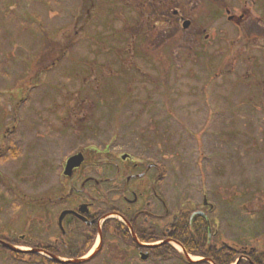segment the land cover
I'll return each instance as SVG.
<instances>
[{"label":"rangeland","instance_id":"obj_1","mask_svg":"<svg viewBox=\"0 0 264 264\" xmlns=\"http://www.w3.org/2000/svg\"><path fill=\"white\" fill-rule=\"evenodd\" d=\"M149 165L155 216L204 212L217 240L264 253V0H0V238L75 257L86 243L61 245V213L122 211ZM97 248L87 264H155L112 236ZM175 253L156 264L203 260ZM0 264L44 263L0 249Z\"/></svg>","mask_w":264,"mask_h":264},{"label":"flooded vegetation","instance_id":"obj_2","mask_svg":"<svg viewBox=\"0 0 264 264\" xmlns=\"http://www.w3.org/2000/svg\"><path fill=\"white\" fill-rule=\"evenodd\" d=\"M87 1L90 4V0H87ZM130 1L132 0H122V3L129 4ZM178 15L179 14L175 12L173 17H177ZM182 20L183 19H179L180 22H182ZM154 169H156V166L154 167L148 166L145 172L139 173V174L134 173L132 174V176H130L127 179V183L130 185V187L126 190L127 194L123 196V201L126 203L127 207L121 213L124 214L125 219L129 222L130 229L120 227L116 223H113L114 226L109 228L107 231H105L106 228L102 227V237H101L102 247L101 248H103L104 241L107 239V237L112 236L120 241H123L124 243L126 240V244L140 251L139 255H141L142 253H145L146 259H147L146 262H163V260H159V259L152 257L151 250H154V249H151V245H154V244H151L148 242L144 243L143 240H149L155 237H161L164 241L172 240L170 237L172 235V231H171L172 226H176L177 224L183 222L184 219L182 217L183 216L182 212H178L177 216L171 215L169 211L164 209L165 207L164 203L163 205H161L162 210H163L162 214L155 216L154 212L150 210V208H152L153 206V203L151 202V200H149V197L151 196L155 197L154 189L151 187V185H155L156 183L159 182V179L156 180L155 178H153L151 180L149 178V174ZM146 178L149 179L148 182L150 183L145 186L137 187L136 181H142L143 179H146ZM131 196L133 199H130ZM87 218H89L88 219L89 222H92V226L86 228V223L84 222V223H81L82 226L80 227L84 230L88 229V232L81 233L83 234L85 240H80V239L73 240V233L70 231H67V228H66V233L61 235L62 239L60 240L61 245L63 247L69 248L74 244L83 243L84 245V243H86L84 247L80 249L79 251L80 253L87 245H91L94 242V240H96L95 235L96 234L98 235L97 228L99 227L98 224H99L100 219L99 217L97 219V216L92 211H90L89 216ZM72 219L75 221L77 220L75 217H70L65 221V225H67ZM166 219H168L169 225L171 227L166 228L165 230L160 232L159 230L160 225L157 224L156 221L165 222ZM77 221L79 222V220ZM190 222L191 223L195 222V224H199L200 226H203V229H205V226L207 227L208 233H207L206 242L212 248H215V250L220 251V252H223L224 250H228V252L230 250H233V252L237 253L240 258L246 254H248L247 255L248 257H250V255L253 256L252 255L254 254L253 252L246 253L239 249H235V248L231 249L228 243L225 242L224 240H217L219 237V232L214 231L212 227V223L210 222L208 218V214L203 213V212L201 213L197 212V215H194L193 213L192 215H190ZM95 229L96 231L94 232ZM58 243L59 241H56V245L59 246ZM254 256H255L254 261L243 260L247 262L240 261L238 264H264V253H260V254L257 253V255L254 254ZM72 258H76V256Z\"/></svg>","mask_w":264,"mask_h":264},{"label":"trees","instance_id":"obj_3","mask_svg":"<svg viewBox=\"0 0 264 264\" xmlns=\"http://www.w3.org/2000/svg\"><path fill=\"white\" fill-rule=\"evenodd\" d=\"M124 186L127 187V185H124ZM91 190L92 189H90L89 191ZM104 191L106 192V202L107 201L110 202V199L107 196L108 190H104ZM105 214L106 213H101L99 217H102ZM183 218H184L183 222H181L180 224L176 226H172V230H171L172 235L170 237L172 240L178 241L179 243H181V245H183V247L188 252V254L211 259L214 264H232L235 262L237 258V255H236L237 253L233 251L228 252V250H224L223 252L215 250V248H212L211 246L207 244L206 238H205L206 231L205 229H203V226H200L199 224H195V223L191 224L187 217L184 216ZM109 225L110 223H108L105 227H109ZM120 226L123 227L122 225ZM194 231H197L199 234ZM161 239H162L161 237H155L150 240L160 241ZM0 240H4V239L0 238ZM13 245L25 246L23 244H17V243H13ZM29 248H31L32 250L37 249L40 251H44L54 256H58L61 254L57 249H54V248L31 247V246H29ZM1 249L7 252L6 249L4 248H1ZM85 253L87 252H84L81 256H83ZM151 254L153 258H156L159 260H164L170 257L177 256L175 251H173V249L168 245H162L158 248H155L154 250H151ZM13 255L18 258L21 257V258H27V259L28 258L31 259L34 257H40V255L35 254L33 252L14 253ZM249 258L251 259V261L255 260L253 256H250ZM41 259L43 260L45 264H55V262H52L46 258L41 257ZM199 264H206V263H199Z\"/></svg>","mask_w":264,"mask_h":264},{"label":"water","instance_id":"obj_4","mask_svg":"<svg viewBox=\"0 0 264 264\" xmlns=\"http://www.w3.org/2000/svg\"><path fill=\"white\" fill-rule=\"evenodd\" d=\"M190 25V23L188 22L187 24H185V28H188V26ZM124 160L126 159V157L123 158ZM84 163V157L82 154H79V155H76V156H73L72 158L69 159V161L67 162V165H66V169H65V176L67 177H72L73 176V173L76 169L80 168L82 166V164ZM78 212L80 214H88L89 213V207L87 205H82L80 206ZM68 215H76L78 216L79 218H81L82 220L86 221L81 215H79L78 213L76 212H72V211H65L61 214L60 216V220H59V224L60 226L63 228V221L64 219L68 216ZM87 222V221H86ZM91 225V224H89ZM0 244L7 248L8 250L10 251H13V252H17L18 250L13 248L11 245L7 244V243H4V242H0ZM186 254V253H185ZM186 256H188L186 254ZM143 259H145V257H143ZM85 260H80V261H75V262H72L71 264H82Z\"/></svg>","mask_w":264,"mask_h":264},{"label":"bare ground","instance_id":"obj_5","mask_svg":"<svg viewBox=\"0 0 264 264\" xmlns=\"http://www.w3.org/2000/svg\"><path fill=\"white\" fill-rule=\"evenodd\" d=\"M97 246H98V242L96 243V247L95 248H97ZM173 246H174V248L177 250V251H179L180 253L182 252V248L181 247H179L178 245H175V244H173ZM196 260V259H195Z\"/></svg>","mask_w":264,"mask_h":264}]
</instances>
